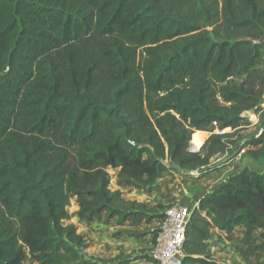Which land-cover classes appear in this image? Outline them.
Returning a JSON list of instances; mask_svg holds the SVG:
<instances>
[{"label":"trees","instance_id":"16d2710c","mask_svg":"<svg viewBox=\"0 0 264 264\" xmlns=\"http://www.w3.org/2000/svg\"><path fill=\"white\" fill-rule=\"evenodd\" d=\"M263 38L264 0H0V264H95L62 224L72 198L82 223L161 220L111 190L108 169L141 190L165 159L204 167L234 148L243 115L260 111L242 79L262 64ZM263 139L250 145L264 161ZM190 141L207 156L189 158ZM239 227L264 231V172L200 198L179 264H222L211 231Z\"/></svg>","mask_w":264,"mask_h":264},{"label":"rangeland","instance_id":"374dc122","mask_svg":"<svg viewBox=\"0 0 264 264\" xmlns=\"http://www.w3.org/2000/svg\"><path fill=\"white\" fill-rule=\"evenodd\" d=\"M206 30H211V28L207 27ZM262 57V64L250 75L252 79L247 77L242 79L246 85L254 84L256 91L261 94L260 115L249 113L258 122L252 125L254 120L247 118L238 133H233L237 135L231 133V136H233L231 139L235 143V147L228 149L227 157L221 156V159L217 161L215 156H213L208 159V163L204 167L195 166V162L188 165V167H178L168 159H165L163 163L168 168L167 172L161 175L155 185L141 190L128 187L124 182H119L116 178L117 171L108 169L110 189L116 190L117 186L120 185L121 190L119 191L124 199L143 203L149 208H158V213L163 214L167 208L174 206L181 200L185 191L206 192L213 190V186H215V182L218 181L219 177L212 179L210 177L211 173L224 168L227 165L228 158L231 156V152H234L236 148L242 151V158L237 164H240L243 159L251 158L253 149H251L250 142L254 139L256 140L259 130L264 128V106L262 107L264 104V52H262ZM208 137L209 134L207 137H199V146H202ZM262 145H264V139ZM188 155L189 158H203L207 156V151L201 148L199 152L189 153ZM76 211L77 205L72 198L67 207L70 220L63 221L62 224L64 226L74 225L77 228V233L85 241L82 247V255L86 260L95 264H112L121 260H128V264H141L137 262L136 258L143 257L146 261L145 264H155L150 259L149 252L160 219L149 224L143 223L136 228L130 227L128 224L119 225L116 219L106 221L104 217L87 224L78 221L75 216ZM212 235L213 238H221L215 232ZM223 238L224 240H221V242L216 240L215 244L208 243L211 254L219 262L225 264H232V262L233 264H264V231L253 233L250 236H245L244 232H237L233 239L241 241L237 243L235 249L233 246L230 247L228 245L226 242L227 237H224V234ZM24 264L29 263L25 262Z\"/></svg>","mask_w":264,"mask_h":264},{"label":"built area","instance_id":"2783aa9c","mask_svg":"<svg viewBox=\"0 0 264 264\" xmlns=\"http://www.w3.org/2000/svg\"><path fill=\"white\" fill-rule=\"evenodd\" d=\"M264 104L262 105V107ZM261 111L257 112L259 116ZM258 121L255 122V124ZM216 132L217 134L224 133ZM261 134H264V128H261L256 135L258 138ZM232 146L229 145L228 149ZM201 148L197 149L194 144L190 141L187 151L189 153L199 152ZM228 151L222 155V157H227ZM242 158V151L238 149L234 150L233 155H231L227 163H237ZM221 156L216 157L218 161ZM205 192L204 194L209 193ZM204 194L202 196H204ZM191 215V210L188 206L182 204H175L167 208L163 212V218L160 220L156 236L151 245L149 252L150 259L155 264H170L174 260H181L183 258L182 246L185 238V229ZM224 264V263H222Z\"/></svg>","mask_w":264,"mask_h":264},{"label":"crops","instance_id":"0c3cea01","mask_svg":"<svg viewBox=\"0 0 264 264\" xmlns=\"http://www.w3.org/2000/svg\"><path fill=\"white\" fill-rule=\"evenodd\" d=\"M252 114H254V113H252ZM247 118H252L254 120L252 125L255 124L256 120H255L254 116H252L249 113H245L243 115V120L240 123V128H241V125L244 124L245 121H247ZM251 149H253L252 151H256V149H258V146L257 147L251 146ZM244 169L254 170V171L263 173L264 172V161H263L262 158H258L257 159V158H252V157L249 158L248 157V159H243L240 162V164H237V163L228 164L227 163V165L224 168H221L220 170H217V171L215 170V171H213L211 173L210 177H212V179H216V177H219L218 181L215 182L216 184H215V186H213V188L223 184L229 178V176L237 174V173L241 172ZM116 190H121L120 189V185L117 186ZM204 193L205 192H200V191H194V192H186L185 191L184 196L181 198V200L177 204H182V205L188 206L189 209L192 211L194 208L198 207L199 200H200V198L202 197V195ZM211 232L212 233L215 232L221 238L217 239V237H214L213 239H211L209 241L210 243H214L215 244L216 240L219 241V242H221V240H224V238H223V234L224 233L218 231L217 229H214ZM237 232L242 233V232H244V230H243V228L239 227V228H235V230L229 236L224 234V237H227L226 242L228 243V245L230 247L233 246L234 249L237 246V243H240V241H241V240L236 241V240L233 239V238H235V235H236ZM261 233H263V232H261ZM218 246H219V244H218ZM137 262H140L141 264H145L146 263V261L144 259H142V260L138 259ZM179 262H180L179 260H174L170 264H179ZM232 264H233V262H232Z\"/></svg>","mask_w":264,"mask_h":264},{"label":"bare ground","instance_id":"6f19581e","mask_svg":"<svg viewBox=\"0 0 264 264\" xmlns=\"http://www.w3.org/2000/svg\"><path fill=\"white\" fill-rule=\"evenodd\" d=\"M192 144H194V145H195V147H196L197 149H199V148H200V147H198V146H197L195 143H193V142H192Z\"/></svg>","mask_w":264,"mask_h":264},{"label":"water","instance_id":"95a60500","mask_svg":"<svg viewBox=\"0 0 264 264\" xmlns=\"http://www.w3.org/2000/svg\"><path fill=\"white\" fill-rule=\"evenodd\" d=\"M263 40H264V38H263Z\"/></svg>","mask_w":264,"mask_h":264}]
</instances>
